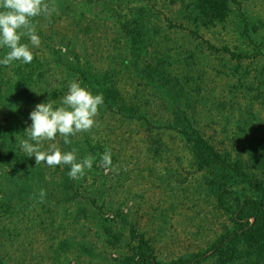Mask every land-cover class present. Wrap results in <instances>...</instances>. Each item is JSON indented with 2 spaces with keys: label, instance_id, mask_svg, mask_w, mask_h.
Here are the masks:
<instances>
[{
  "label": "rangeland",
  "instance_id": "1",
  "mask_svg": "<svg viewBox=\"0 0 264 264\" xmlns=\"http://www.w3.org/2000/svg\"><path fill=\"white\" fill-rule=\"evenodd\" d=\"M47 2L55 11L33 21L43 42L22 38L36 54L34 80L31 63L0 65V122L13 129L16 148L0 142V264H131L141 255L140 264L194 255L184 264H252L239 260L246 242L208 250L235 231L247 199L264 201L245 181L264 182V0ZM139 27L142 36L130 32ZM73 81L103 94L97 126L71 144L57 136L43 147L95 159L83 177L56 189L57 171L70 166L45 163L52 187L41 203L39 189L27 187L31 157L22 158L20 142L36 104L60 106ZM103 83L119 85L112 99ZM184 110L213 145L235 143L224 145L241 157L234 170L201 165L183 135L162 127ZM106 149L110 169L101 166Z\"/></svg>",
  "mask_w": 264,
  "mask_h": 264
},
{
  "label": "clouds",
  "instance_id": "2",
  "mask_svg": "<svg viewBox=\"0 0 264 264\" xmlns=\"http://www.w3.org/2000/svg\"><path fill=\"white\" fill-rule=\"evenodd\" d=\"M54 11L55 8L47 0H0V49H8L0 59V65L7 67L14 61L31 63L34 59L33 52L27 43L22 42V38H28L32 46L39 47L41 41L33 21L40 16L48 18ZM103 104L102 93L93 95L79 82H71L67 94L61 98L60 106L54 108V102L47 101L36 104L30 112L32 124L25 130L28 139L20 142L21 149L26 156L35 157L36 165L46 163L52 168L67 165L70 166V178L83 177L85 169H91L94 156L88 155L78 160L77 149L62 152L56 143H50L44 149L43 142L56 141L59 136L64 144H71L70 137L89 132L97 126V117ZM101 166L105 169L112 167L110 149L102 154ZM46 195V190L40 189L41 203Z\"/></svg>",
  "mask_w": 264,
  "mask_h": 264
},
{
  "label": "trees",
  "instance_id": "3",
  "mask_svg": "<svg viewBox=\"0 0 264 264\" xmlns=\"http://www.w3.org/2000/svg\"><path fill=\"white\" fill-rule=\"evenodd\" d=\"M143 1H145V0H143ZM240 19H241L242 24H243V31L242 32L244 34H250L248 22H246V20H244L243 16L240 17ZM137 26H138V21H137ZM138 29L139 30H135V31L132 30L130 32H134L137 37H140V36H142L141 31H143V28L139 27ZM48 39L50 42H52L54 40L53 35L51 33H50V36H48ZM41 42H43L42 39H41ZM134 44H137V40L134 41ZM34 49H36V48H34ZM31 51L33 52V50H31ZM35 55L36 54L33 52L34 59L31 62V65H30V63L28 64V65H30L28 72L33 77V78H31L32 81L34 80V78H35L34 76L36 75V69L34 67L35 66L34 63L36 62ZM135 58H136V54H135ZM63 62H65V61H63ZM76 66H77V68H74V71L86 73V71H83L82 68L79 67V65H76ZM71 67H75V66L72 65ZM259 75H260V73H259ZM22 76H25V74L23 73ZM82 76H83L84 80H87V78L84 74ZM103 78L108 79L107 75H104ZM107 82H109V81H107ZM104 83H106V82H104ZM104 83H103V85L106 87L105 93H107V95L110 97V99H112L111 96L115 93L116 90L114 89L113 91H111V89L118 88L119 85L114 87V86L105 85ZM261 84L262 85L264 84V75L263 74H262V83ZM90 85H92V84H90ZM120 99H122V98H119L115 102L119 101ZM182 116L183 117L181 118V120H177V118H175V121L173 120L172 122H169L167 125H163L162 127L175 130L180 135H183L184 138L189 141V144L192 145L193 151H196V158L201 163V165L211 164L213 166H222V167H226V168L234 170L235 165H237L238 159H240L241 157H239V158H236V156H235V158L232 157V154H231V152H229V149L227 147H224V145H229V143H234V142H232L231 140H230V142H227L228 140H223L220 144L221 147H219V145L215 146L211 143L210 139L206 138L197 128H195L193 126V123L191 122L192 120L188 116V114L185 112V110L182 113ZM145 121H147L148 122L147 125L149 127H151V125H150L151 121H148V119H146ZM179 122H181V123H179ZM159 129H162V128H159ZM12 131H13V129L11 127H9L8 124H4V123L0 122V139H1L0 142L2 143L1 145L3 146L6 143L8 144L7 146L5 145L6 148L3 147V149H6V150L9 149L10 151H12L13 149H16L14 147V144L11 142ZM6 138H8V140H6ZM226 143H228V144H226ZM256 149L259 150L258 148H256ZM259 153H262V151L259 150ZM25 157H26V154H25V156L22 155V158H25ZM30 159H31L30 166H29L30 172H29V176H28V180H27V182H30V183L28 184L27 187H28L29 191H33L34 187L36 189L38 188L39 192H40V189H45L46 193H47V195H46V197H47L49 195L48 193L50 192V188L52 187V185L50 183H48L49 179H48V176L46 174L45 163H41L40 165H36L35 164V157L32 156ZM20 163H24V162L21 161ZM57 172L60 175L59 178H61V180H59L57 182V184H59V185H55L54 189L58 188V186H62L63 188H65L67 185V181L71 182L72 178H70L68 174H65V171L63 169L58 170ZM245 181H247L250 186L257 189V191L264 193V182L257 184L256 182H251L248 178H246ZM39 184H40V187H39ZM32 194L35 195L34 193H32ZM46 197H45V200H46ZM37 199H40V198L38 197ZM34 200H35V196H33V200H31V201H34ZM27 203H31L30 200L27 201ZM242 208H243L242 213L238 214L240 218H238V222L236 224L235 231L233 233L225 234L223 237H221L220 240H218L217 243L213 244V246L208 251L212 252V254L215 253L216 251H218L220 253H224L225 249L228 248V246H229V244H231V242H233V241L242 242L241 244H244V242H246L245 249L242 251L244 254L242 256L240 255L239 260H241L242 258H245L246 261L244 263L251 261L252 264H264V201H263V199L258 200L256 198H249L244 203V207H242ZM250 219H252L253 222H250ZM142 246L146 247L145 244ZM242 247H243V245H242ZM142 257H143V255H141L139 262H134L131 264H140ZM199 258H200V255H194V256L190 257V259H187V260L180 259V260H178V262L177 261L171 262L169 264H184L188 261L197 260ZM144 262H145V264H163V263L158 262V261L149 260L148 258H145Z\"/></svg>",
  "mask_w": 264,
  "mask_h": 264
}]
</instances>
